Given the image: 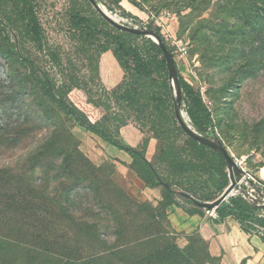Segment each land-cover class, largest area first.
Instances as JSON below:
<instances>
[{"label": "rangeland", "instance_id": "obj_1", "mask_svg": "<svg viewBox=\"0 0 264 264\" xmlns=\"http://www.w3.org/2000/svg\"><path fill=\"white\" fill-rule=\"evenodd\" d=\"M98 1L126 25L141 24L124 17V11L140 18L143 26L160 31L182 77L200 90L216 124H220L216 135L252 176L244 179L231 197L247 194L255 204L264 200V52L255 50L260 43L253 40V35L244 36L245 29L250 30L246 28L245 12H256L258 5L251 0H125L120 7L111 6V11L106 0ZM131 2L139 4L142 10ZM35 5L42 30L39 40L28 34L26 22L14 1L0 0L3 23L0 26V190L6 194L4 182L12 181L7 176L15 177L12 182L21 180L37 186L51 199L61 200L64 191L66 195L70 192L75 203L67 207L62 203L66 208L62 211L61 205L53 202L54 211L41 213L44 223H34L35 219L20 223L22 217L11 222L23 234L35 228L28 238L17 241L31 247L42 242L43 252L54 244L59 253L53 254L58 257L62 255L63 244L79 249L81 257L109 251L122 257L140 256L162 247L168 238L185 247L190 235L173 226L169 219L171 207L167 210L168 217L161 221L160 239L153 242L150 238L155 230L149 216L151 211L141 210L138 205L148 203L157 208L160 201L147 189L158 192L162 200V187L142 185L140 194L137 193L139 177L132 175L135 172L132 166H129L132 171L120 173L121 161L111 146L68 119L44 96L39 85V77H48L54 88L66 87L71 104L95 122H102L118 110L111 93L129 76L112 51L104 52L113 43L110 36H119V33L102 20L88 0H35ZM132 43L146 48L144 52L151 58L156 55L145 40ZM106 55L112 63L103 66ZM20 56L34 62L38 71ZM154 70L152 77L162 83L164 74ZM168 106L169 115L175 116L172 102ZM121 113L127 116L124 127H134L141 133L137 148L142 149L145 141H156V151L149 160L161 173L168 175L171 170L167 163L155 159L159 144L166 152L174 150L173 154L188 161L205 162L211 158L210 151L192 147L187 143L189 137L170 125L169 134L155 139L150 130L153 117L149 110L132 111L128 106ZM113 133L118 136L115 130ZM55 136L49 148L59 158L55 168L46 169L34 158L47 140ZM67 155L80 158V162L62 163ZM220 167L222 177L229 179L230 186L227 166ZM207 177L204 175L203 179ZM178 188L185 190V185L179 184ZM198 189L210 191L206 184L198 185ZM142 193L149 196L140 198ZM216 200L204 203L212 204ZM178 201L177 208L184 211L193 207L182 199ZM259 214L264 216L263 211ZM73 222L86 230L79 232ZM1 226L0 219V229ZM255 228L253 234L264 238V224H256ZM129 243L140 246L131 250ZM28 257H22L16 264H27ZM114 264L124 263L116 260Z\"/></svg>", "mask_w": 264, "mask_h": 264}, {"label": "trees", "instance_id": "obj_2", "mask_svg": "<svg viewBox=\"0 0 264 264\" xmlns=\"http://www.w3.org/2000/svg\"><path fill=\"white\" fill-rule=\"evenodd\" d=\"M26 22L28 34L33 38L42 39V30L39 24L38 16L35 10V0H13ZM125 0H106L109 10L113 11L111 6L120 7V4ZM254 5H258L256 12L246 11L247 27L244 36L253 35V40L260 43L258 48L254 47L256 51L264 52V0H251ZM135 7L142 10L139 4L131 2ZM100 16V15H99ZM123 16L130 18L133 21L142 25L140 18L133 14L124 11ZM101 17V16H100ZM102 18V17H101ZM102 20L107 23L103 18ZM0 20V26H2ZM107 25L111 26L107 23ZM112 27V26H111ZM113 28V27H112ZM149 28V27H147ZM115 31L119 36H110L113 39L111 46L104 48V52L112 51L120 67L127 73L126 81L119 85L112 91L111 96L116 99V107L118 110L111 113L102 122H95L92 118L87 116V113L80 111L74 104L67 100L66 87L62 86L58 89L54 88L48 77L40 78V88L46 98L58 106L62 112L72 120L77 126L84 128L88 132L103 139L108 145L127 153L132 159V168L145 185L149 188L163 189V199L160 201L157 208H153L148 203L138 205L141 210H150V217L153 219L152 224L155 227L153 234L150 236L155 242L160 239L163 232L161 228V221L168 217L167 210L170 207H180L179 199L186 201L193 207L185 209L189 215H204L208 210L197 207L191 200L185 198L184 194L191 195L194 200L204 203L205 201L220 200L224 194V190L229 186V179H224L220 173L221 165L226 167L224 159L211 150L191 139L179 125H177L176 117H171L167 112L169 110V102L174 103L171 94L169 83V73L166 60L163 56L162 49L151 39H146L144 36L133 35L127 32H122L116 28ZM150 29V28H149ZM167 46L164 37L158 30H154ZM143 39L149 45V49L155 52V56L151 58L144 51L146 48L134 46L133 41ZM206 40V38H205ZM168 47V46H167ZM15 48V47H14ZM170 50V48L168 47ZM211 52H215L213 47H209ZM172 53V51L170 50ZM20 55V54H18ZM24 62L29 64L32 69L37 72L38 67L29 58L20 56ZM161 57V59H159ZM174 58V57H173ZM160 70L164 74L165 80L160 83L157 79L152 77L155 70ZM180 83L183 91L184 110L188 114L191 124L199 133L211 137L217 141H221L216 135V129L220 124H216L211 110L207 107L200 90L195 89L188 84L179 72ZM22 93V90H20ZM130 107L132 111L138 109L145 111L149 110L153 117L150 130L154 133L155 139H160L165 134H169L171 129H174L180 134H186L188 144L194 148L208 150L212 153L211 158L205 162H196L194 160H185L181 156L173 154L174 150L166 152L164 146L159 144L157 147V154L155 159H160L161 162L167 163L171 172L165 175L160 172L159 168L147 158V149L149 141H145L142 149L132 147L125 142L120 135L121 128L127 125L126 115L121 113L126 111V107ZM175 114V113H174ZM168 125L172 126L170 128ZM112 126L114 128H112ZM117 133L115 136L113 131ZM54 138L47 140L46 146L42 148L35 156L36 163L46 169L55 168L57 159L52 150L49 148L53 145ZM160 155V156H159ZM157 161V160H156ZM80 162V158L73 155H67L62 163ZM220 164V165H219ZM204 175H208L207 179H203ZM15 181L14 178H9ZM0 180H2L0 178ZM19 180V179H17ZM4 182L6 194H2L0 190V206L3 211L0 213V219L3 223L0 229V264H16L22 257H28L27 264H114L118 260L124 264H218L219 259L211 256L207 243L200 237V235L193 234L188 238V243L185 247L179 246L171 239H165L166 242L162 247L151 249L146 254L140 256L131 254L126 257L119 256L114 251L104 252L102 254H92L86 257H81L79 249L74 246H67L63 244L62 255L53 254L54 251L58 254V250L51 247L44 248L42 251V242L39 246H30L26 243L17 241L19 238H28L34 231L28 229L25 234L16 226H11V222L16 221L22 217V222L35 219L34 223L43 222L45 218L41 213L52 212L55 210V204L59 203L60 209L65 211L62 203L70 206L74 205V196L69 192L68 195L63 192L61 200L51 199L48 193L41 191L37 186L25 184L21 180L17 182ZM24 183V184H23ZM185 185V190H180L178 185ZM206 184L210 191H202L198 189V185ZM23 185L25 188H23ZM58 197V196H57ZM61 198V197H58ZM264 212V207H257L248 198L242 195L238 197H231L229 200L223 202L217 209L216 214L219 221L228 218L235 219L247 234L256 233V224H264V216L261 217L259 212ZM14 215V216H13ZM51 215H53L51 213ZM38 216V218H37ZM41 217L42 220H41ZM38 220V221H36ZM73 225L80 231H85L81 225L73 222ZM19 226V225H17ZM47 226H45L46 228ZM1 234H4L1 236ZM129 249L135 250L139 248V243H129ZM29 252L26 254V252ZM33 255V257L31 256ZM30 258V259H29ZM243 264H245L243 262Z\"/></svg>", "mask_w": 264, "mask_h": 264}, {"label": "crops", "instance_id": "obj_3", "mask_svg": "<svg viewBox=\"0 0 264 264\" xmlns=\"http://www.w3.org/2000/svg\"><path fill=\"white\" fill-rule=\"evenodd\" d=\"M110 62L112 63V60L107 55L104 56L103 66ZM121 138L135 148L140 145L142 140L141 133L131 126L121 129ZM111 148L121 161L119 172L126 174V170H131L129 168L132 164L131 157L123 151L115 150L112 146ZM155 151L156 141L151 139L147 149L148 160L153 157ZM132 173L134 177H137L135 172L132 171ZM137 180L139 182L136 183L137 193L140 194L139 190L142 185L144 188L146 185L141 179L138 178ZM147 190L149 193H153L158 201H161L158 192H153L151 189ZM146 196L148 197L149 194L144 195L142 193V196L139 197L146 199ZM149 199L154 201L151 197ZM169 219L179 231H185L188 235L193 232L200 235L207 243L211 256L219 259L218 264H243V262L245 264H264V238L245 233L241 225L233 218L219 221L218 218L213 219L206 213L204 215H189L183 209L173 206L169 210Z\"/></svg>", "mask_w": 264, "mask_h": 264}, {"label": "water", "instance_id": "obj_4", "mask_svg": "<svg viewBox=\"0 0 264 264\" xmlns=\"http://www.w3.org/2000/svg\"><path fill=\"white\" fill-rule=\"evenodd\" d=\"M88 1L92 5L94 10L113 28H116L122 32H127L133 35L147 37L151 39L153 42H155L162 49L163 56L166 60V64L168 68L169 83H170L171 94L174 103V113L178 125L180 126V128L184 130V132L191 139L195 140L201 145L209 147L211 150L215 151L224 159L229 171V177L231 181V185L224 192L220 200L212 204H206L194 200L193 197L188 194L183 193V196L191 200L197 207H202L208 211L216 210L223 202L227 201L233 195V193L240 186V184L244 179H246L247 177L251 178L252 176L247 170L243 169L239 165V163L229 153V151L221 141H217L211 137H207L199 133L197 130H195V128L191 124V120L188 114L186 113V111L184 110L185 106L183 103V91L180 83L178 66L173 58V54L165 45L161 36H159L154 30H151L143 25L134 27L122 23L120 19H117L114 16L110 15L98 0H88Z\"/></svg>", "mask_w": 264, "mask_h": 264}, {"label": "built area", "instance_id": "obj_5", "mask_svg": "<svg viewBox=\"0 0 264 264\" xmlns=\"http://www.w3.org/2000/svg\"><path fill=\"white\" fill-rule=\"evenodd\" d=\"M183 51L186 53V49H183ZM247 195V194H246ZM248 196V195H247ZM255 204V203H253ZM256 206L259 207H264V200H262L259 204H255ZM208 215L213 218V219H217V214H216V210L213 211H208Z\"/></svg>", "mask_w": 264, "mask_h": 264}, {"label": "bare ground", "instance_id": "obj_6", "mask_svg": "<svg viewBox=\"0 0 264 264\" xmlns=\"http://www.w3.org/2000/svg\"><path fill=\"white\" fill-rule=\"evenodd\" d=\"M115 18H117V17H115ZM118 19V18H117Z\"/></svg>", "mask_w": 264, "mask_h": 264}]
</instances>
